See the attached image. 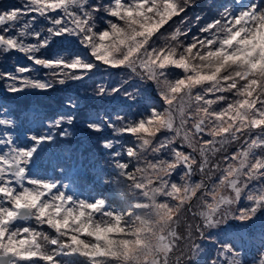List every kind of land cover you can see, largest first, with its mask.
I'll return each instance as SVG.
<instances>
[{
	"label": "snow or ice",
	"instance_id": "6c2138e0",
	"mask_svg": "<svg viewBox=\"0 0 264 264\" xmlns=\"http://www.w3.org/2000/svg\"><path fill=\"white\" fill-rule=\"evenodd\" d=\"M233 3L235 7L222 5L217 16L204 18L187 15L197 0H24L21 6L0 11V53L21 52L48 74L44 80H34L24 75L30 68H17L18 76L0 73V80L12 95L82 81L93 64L71 55L47 60L36 55L52 38L79 37L97 62L127 69L140 81L154 84L166 106L135 121L117 115L114 122L100 118L86 125L95 133L107 126L115 135L137 140L136 148L125 152L139 165L134 171L113 151L119 175L133 181L151 201L150 205L137 201L134 206L154 207L164 220L174 210L168 199L178 205L191 203L209 192L203 181L193 180L197 172L209 176L219 170L207 207L214 211L221 203H231L218 195L221 188L231 192L236 203L247 194L250 205L234 219L250 221L264 209V191L246 192L253 181L264 180V0ZM101 14L112 18L103 31L94 23ZM40 18L49 22L46 34L33 27ZM197 25L198 34L189 37ZM29 39L34 42L28 43ZM171 68L182 76L169 80ZM120 92V88H98L95 95ZM123 94L134 98L127 89ZM77 106L69 103L66 111L47 118L46 132L26 134L30 148L18 143L17 121L0 109V264H134L138 250L151 248L143 235L151 231L147 221L138 217L141 227L126 233L122 214L109 211L103 200H77L54 181L28 176L25 165L32 164L37 145L71 135ZM30 115L33 122L40 121L34 111ZM162 132L172 135L160 139ZM228 144L239 148L226 156V167L213 166L210 156ZM102 147L113 150L114 144L106 140ZM148 153L154 159H146ZM177 175L179 183L174 182ZM158 193L166 200H157ZM201 215L211 219L210 212ZM19 220L34 223L19 224ZM124 234L135 235L136 240L115 238ZM195 248L198 252L199 245ZM224 251L230 254V264H242L241 258L234 259L241 253L227 246ZM152 264L164 261L157 254Z\"/></svg>",
	"mask_w": 264,
	"mask_h": 264
},
{
	"label": "rangeland",
	"instance_id": "374dc122",
	"mask_svg": "<svg viewBox=\"0 0 264 264\" xmlns=\"http://www.w3.org/2000/svg\"><path fill=\"white\" fill-rule=\"evenodd\" d=\"M107 19L111 20L112 18L107 17ZM40 20L43 23L45 21V28L40 33L46 34V29L50 26L49 22L43 18H40ZM49 45L61 46L59 51L68 50L74 55V58L94 65L92 71L88 72L82 81H71L75 86L70 88V91H74L76 87L85 88L90 86L92 82L95 83L96 81L98 83L96 87L93 85V91L83 96L94 102L97 107H101L100 111L90 114L89 121L100 120L104 111L111 114V122H114L117 115H127L131 120L135 121L147 115L151 109L163 111L166 107L154 84L140 81L133 77L127 69H114L97 62L92 58L90 50L82 46L79 37L52 38L49 41ZM16 61V73H11L12 76L19 75L17 68H27L29 66L26 58L25 60L17 58ZM181 76L182 73L179 70L175 68L169 69V80H175ZM98 88L109 90L120 88L121 92L114 95L97 96L95 92ZM125 89L134 94L133 99H129L123 94ZM0 109L7 110V106L0 102ZM89 109L93 111V107H89ZM97 114L99 118L96 117ZM45 121L33 122L31 116L24 112V117H20L19 125L22 129L16 131L20 137L18 143L25 148L33 147L26 134L39 135L46 132ZM175 124L179 125L178 114ZM75 135H78L77 132L71 134V136ZM171 135L172 133L162 132L158 134V138L162 139L164 136ZM117 137L116 140L121 143V146H114H117L116 151L118 146L123 151V153H120L121 162L127 163L129 168L134 171L135 167L139 165L136 160H130L125 152L128 148H136L138 142L134 137L128 135H118ZM180 144L181 142L178 139L176 146L180 147ZM238 148L239 144H228L224 146L222 151L211 155L210 159L213 162V166L219 163L221 168L226 167V156ZM183 150L188 151L186 147ZM57 153L55 152L56 155L53 157L46 149L38 150L37 158L33 159V161H37L38 169H32L31 166L28 167L27 165L25 167L28 168L29 177L41 182L54 181L60 186L61 191L70 194L66 189V184L70 182L71 176L69 174L71 170L78 167V161L74 158H80V154L78 151L73 153L72 159L68 155L60 154L58 156ZM107 153L104 155L100 154V156L91 154L89 163L76 172L73 178V183L78 186L75 199L86 202L103 200L105 207L109 211L122 214V227L126 229V233L133 232L136 228L141 227L138 217L148 222L151 231L145 232L143 235L151 245V248L138 250L135 253L137 259L134 264H152V260L157 254L164 261V264H213V262H216V264H230V254L224 251L226 246L232 247L241 253V257L237 256L234 259L238 260L241 258L242 264H261L262 254H264V242H262V238H264V209L259 210L250 221L242 222L234 219V217L239 215V210L248 207L251 202L247 200V194H245L236 203L235 196L226 188L219 189L218 195L230 200L231 203H221L214 211L207 207L210 202L207 197L211 195L210 191L214 186L213 182L218 183L219 170L210 173L209 176H201L197 172L193 180L196 183L203 181L209 192L205 193L201 199L194 200L191 203L182 201L178 205L175 199H168L167 203L173 205L174 210H170L168 218L161 220L156 214L157 210L154 207L138 208L134 206L137 201H144V203L149 205L151 201L145 199L142 192L136 189L133 181L119 175L118 170L114 167L113 154L110 157V154ZM162 155L167 158V154ZM146 159L152 160L154 158L151 153H148L146 154ZM140 179V175L137 174L136 181L139 182ZM174 182L179 183V175L176 176ZM262 191H264V180L253 181L246 190V192L254 195ZM198 195H203V193H198ZM157 200L163 202L166 197L158 193ZM209 212L211 213L210 220L207 216L201 215V213ZM173 216L175 219L171 218ZM97 219L104 218L98 216ZM228 219L234 220L230 222L228 227L218 229ZM33 223V221H23L20 224L29 225ZM115 238L130 241L136 240L135 235L128 234L116 236ZM197 245H199L198 252L195 248ZM194 252L195 255L193 254Z\"/></svg>",
	"mask_w": 264,
	"mask_h": 264
},
{
	"label": "trees",
	"instance_id": "16d2710c",
	"mask_svg": "<svg viewBox=\"0 0 264 264\" xmlns=\"http://www.w3.org/2000/svg\"><path fill=\"white\" fill-rule=\"evenodd\" d=\"M23 0H0V11L5 9H9L12 6H21L23 4ZM196 14H199L201 17L208 18V16H203V6L201 0H197V6L195 8H191L188 10L187 15L189 17H194ZM106 14H101L95 18L96 28L100 31L107 28L108 21ZM20 19L19 17H16ZM45 23V21H44ZM40 19L33 25L37 32H40L45 28L44 24ZM200 25H197L193 28L192 33L189 34L191 37L192 34H198L197 29ZM29 43H33L34 41L29 39ZM61 46L49 45L47 48H42L36 55L43 59H54V58H62L69 57L71 55L74 58V55L67 51H59ZM20 58L29 63L27 68H30L31 71L25 73V76L29 79L34 80H44L47 77L48 70L42 67L36 66L33 64L28 57L17 51H10L8 53H0V73H16L17 61L16 59ZM79 83V82H77ZM97 82H92V84L85 88L76 87L74 91H70V88L75 86L71 81L67 82L65 85H55L53 88L46 92L38 91L35 89H28L24 92L17 93L15 95L9 94V92L5 89V82L0 80V102H3L7 106V112L16 115L22 116L24 112H27L29 115L34 111V115L37 121H45L47 118L54 116L56 113L66 111V105L69 103H77V108L74 111L76 115V120L73 125H71V134L77 132L78 135L70 136L67 139L57 138L55 141V147L59 149L65 148L71 155L78 151L80 154V160L84 159V156H89L91 154H95L96 156H100V154L104 155L108 152L111 157L113 154L112 150H106L102 147V142L104 140L112 141L114 145H120L119 141L116 139L118 135H115L109 127L105 126L104 130L100 133H95L90 131L86 125L91 121H89L90 114H95L97 111H100L101 107H97V105L84 98L85 94H88L90 91H93L94 87L97 86ZM89 107H93V111L89 109ZM31 119H32V115ZM99 118V115H96ZM111 114L102 112L101 117L104 120L110 121ZM97 120L95 122H99ZM111 122V121H110ZM120 146H118V150L116 151V147L114 146L113 151L123 153L120 150ZM107 153V154H108ZM100 166V164H98ZM116 169V168H115ZM117 170V169H116Z\"/></svg>",
	"mask_w": 264,
	"mask_h": 264
},
{
	"label": "clouds",
	"instance_id": "9594fccd",
	"mask_svg": "<svg viewBox=\"0 0 264 264\" xmlns=\"http://www.w3.org/2000/svg\"><path fill=\"white\" fill-rule=\"evenodd\" d=\"M129 215H131V213H129ZM138 219V218H137ZM234 220V219H228V220H225L220 226L218 229H222V228H226L230 225V222ZM236 220H239L238 218ZM242 222H247V221H242Z\"/></svg>",
	"mask_w": 264,
	"mask_h": 264
}]
</instances>
